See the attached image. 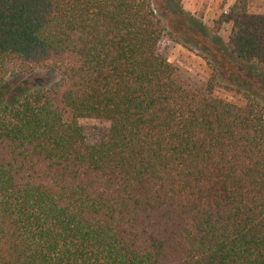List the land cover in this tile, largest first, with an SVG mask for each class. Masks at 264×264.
<instances>
[{
    "label": "trees",
    "instance_id": "obj_1",
    "mask_svg": "<svg viewBox=\"0 0 264 264\" xmlns=\"http://www.w3.org/2000/svg\"><path fill=\"white\" fill-rule=\"evenodd\" d=\"M214 24L264 72V13ZM163 31L152 0H0V87L57 76L0 101V264H264V106L183 85Z\"/></svg>",
    "mask_w": 264,
    "mask_h": 264
},
{
    "label": "rangeland",
    "instance_id": "obj_2",
    "mask_svg": "<svg viewBox=\"0 0 264 264\" xmlns=\"http://www.w3.org/2000/svg\"><path fill=\"white\" fill-rule=\"evenodd\" d=\"M234 0H152L164 31L157 49L177 68V79L200 94L206 93L207 82L216 71L218 82L247 91L264 106V72L254 64H246L230 54L226 41L230 24L215 32L214 22L226 12ZM249 11L264 13V0H248ZM57 79L56 74L40 70L31 74L7 76L0 87V101L10 102L25 92L44 87ZM215 96L242 103V98L222 87ZM86 139L99 140L108 123L80 119Z\"/></svg>",
    "mask_w": 264,
    "mask_h": 264
}]
</instances>
